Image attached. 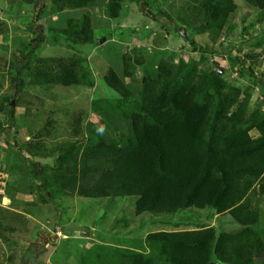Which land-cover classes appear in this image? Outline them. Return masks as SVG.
<instances>
[{
	"label": "trees",
	"instance_id": "16d2710c",
	"mask_svg": "<svg viewBox=\"0 0 264 264\" xmlns=\"http://www.w3.org/2000/svg\"><path fill=\"white\" fill-rule=\"evenodd\" d=\"M24 1L35 4L33 23L39 39L31 44L20 63L13 65L12 93L4 102L0 100L1 111L5 102H10L7 123L14 119L15 107L25 90V75L30 77V84L42 88L48 84L95 85L85 56L34 55L45 36L38 20L47 1ZM132 1L146 12L143 0ZM246 1L264 12V0ZM52 2L60 11L90 8L97 0ZM196 2L204 26L212 28L215 36L238 9L235 0ZM61 32L73 45L96 41L88 14L69 17ZM257 56L246 54L251 60L248 66L240 60L253 76ZM130 62V58L124 62L127 77L133 75ZM193 63L161 60L153 74L142 78L139 91L114 68H108L102 80L118 97L115 101L94 100L93 109L116 129L110 139L104 138L97 123L89 122L83 129L85 137L79 140L82 123L78 118L73 122L74 135L66 141L49 147L40 135L24 146H15L29 162V176L34 180L30 188L34 187L45 203L58 194L88 198L135 196L137 215L175 214L181 209L209 207L216 214H229L238 228L220 232L213 225H202L152 231L143 244L129 247L96 243L83 251L80 264H211L213 257L225 264H264V238L257 230L261 209L254 201L257 197L259 203V197L264 196L263 107L258 103L250 108V87L242 89L230 84L221 72L198 69ZM116 119L129 123L128 135L118 132ZM6 129L0 121L3 138L8 135ZM44 129L48 131V127ZM51 157L52 166L37 160ZM56 241V231H41L30 249L43 251Z\"/></svg>",
	"mask_w": 264,
	"mask_h": 264
},
{
	"label": "rangeland",
	"instance_id": "374dc122",
	"mask_svg": "<svg viewBox=\"0 0 264 264\" xmlns=\"http://www.w3.org/2000/svg\"><path fill=\"white\" fill-rule=\"evenodd\" d=\"M46 1L38 20L45 36L37 44L34 55L85 56L94 73L95 85L88 88L48 84L42 88L30 84V77L25 75V90L10 123L6 122L10 102H5L4 110L0 108V121L8 132L5 138L0 135V264H80L83 251L96 243L129 247L143 244L152 231L195 229L211 223L220 232L237 229L238 224L229 214L213 221L216 211L209 207L181 209L175 214L137 215L135 196L88 198L58 194L45 203L34 187L30 188L34 180L29 176V162L18 152L15 143L24 146L40 135L49 147L66 141L74 135L73 122L78 118L83 126L77 127L79 140L85 137L83 129L89 122L100 126L105 139L112 138L116 129L93 109L94 100L115 101L118 97L104 83L103 75L112 67L139 91L142 78L153 74L161 60L171 64L193 61L198 69H215L230 84L242 89L250 87V108L260 103L264 110V12L246 0H235L238 9L215 36L212 28L204 26V18L194 4L196 0H143L148 16L132 0H97L90 8L60 11L52 0ZM83 14L92 19L96 41L73 45L61 31L69 17ZM34 15L32 2L0 0L2 102L12 93L13 65L20 63L31 44L39 39H36L39 33L33 23ZM247 53L258 55L254 76L245 68L251 63ZM127 58L133 71L129 77L123 69ZM240 60L246 62L244 67ZM114 122L118 132L129 134L128 122L117 119ZM37 160L49 166L54 162L53 157ZM259 198V203L254 198L262 216L257 230L264 238V196ZM41 231H56L57 241L43 251L34 252L30 244ZM211 264L225 263L213 257Z\"/></svg>",
	"mask_w": 264,
	"mask_h": 264
},
{
	"label": "crops",
	"instance_id": "0c3cea01",
	"mask_svg": "<svg viewBox=\"0 0 264 264\" xmlns=\"http://www.w3.org/2000/svg\"><path fill=\"white\" fill-rule=\"evenodd\" d=\"M219 216H223V215L216 214L215 217L213 218V221H215L216 219H218ZM209 225H213V224L211 223ZM185 229H188V228H185ZM185 229H179V230H185ZM170 230H177V229L174 228V229H170Z\"/></svg>",
	"mask_w": 264,
	"mask_h": 264
},
{
	"label": "built area",
	"instance_id": "2783aa9c",
	"mask_svg": "<svg viewBox=\"0 0 264 264\" xmlns=\"http://www.w3.org/2000/svg\"><path fill=\"white\" fill-rule=\"evenodd\" d=\"M4 176L6 177V176H7V174L5 173V174H4ZM58 233H59V232H58ZM59 234H60V233H59Z\"/></svg>",
	"mask_w": 264,
	"mask_h": 264
},
{
	"label": "clouds",
	"instance_id": "9594fccd",
	"mask_svg": "<svg viewBox=\"0 0 264 264\" xmlns=\"http://www.w3.org/2000/svg\"><path fill=\"white\" fill-rule=\"evenodd\" d=\"M60 233V232H59Z\"/></svg>",
	"mask_w": 264,
	"mask_h": 264
}]
</instances>
